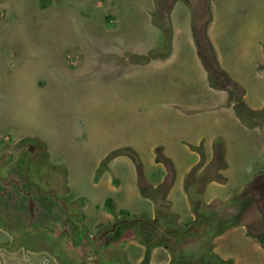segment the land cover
I'll use <instances>...</instances> for the list:
<instances>
[{
    "label": "rangeland",
    "instance_id": "374dc122",
    "mask_svg": "<svg viewBox=\"0 0 264 264\" xmlns=\"http://www.w3.org/2000/svg\"><path fill=\"white\" fill-rule=\"evenodd\" d=\"M260 41L264 0H0V161L34 154L43 184L58 189L90 230L132 219L123 210L165 228L152 230L150 251L136 236L141 234L129 232L116 249L117 264H178L183 257L192 262L213 245L216 228H195L201 238L193 248L185 229L209 222L208 203L231 194L245 178H264L257 174L264 168V144L234 119L224 125L232 186L217 197L212 187L204 198L200 189L225 164L219 142L214 148L167 147L177 129L172 114L201 117V110H187L198 102L180 98L208 89V100L198 105L209 109L202 111L207 121L215 90L228 95L226 105L242 121L263 124L264 98L253 109L246 100L249 87L236 72H247L249 64L263 74L264 53L260 62L242 55L246 47L258 51ZM225 44L228 51L220 55ZM249 187L243 192L254 191ZM258 199L246 197L251 210ZM249 206L224 219L255 221ZM37 227L42 230L0 225V264H83L56 236L59 223Z\"/></svg>",
    "mask_w": 264,
    "mask_h": 264
},
{
    "label": "crops",
    "instance_id": "0c3cea01",
    "mask_svg": "<svg viewBox=\"0 0 264 264\" xmlns=\"http://www.w3.org/2000/svg\"><path fill=\"white\" fill-rule=\"evenodd\" d=\"M217 7L218 4L216 5L215 9L213 8L214 37L216 30ZM258 46H259L258 51L255 50L253 52H250V48L247 50V47L246 48L243 47L246 52L242 51V55L247 58L248 62L250 58H252V60L257 62H260V59L263 58L262 53H264V41H260ZM223 48L225 50L218 48L220 51L219 52L220 55L223 52L226 53L228 51V46L226 44ZM225 53L224 56H226ZM254 55L256 56L254 57ZM234 67L233 70L236 71V66L234 65ZM244 67H247L246 68L247 72L245 70H240L236 72L238 75H240L239 78L244 77L245 80L244 83L249 87L248 88L249 91L247 92V97H246L247 103L250 104L253 107V109L260 108L261 106L260 100L262 103L264 98L263 97L264 71L262 72L263 74H259L256 71L258 68L257 65L251 66L252 67L251 70H249L250 68L249 64L244 65ZM252 79H253V83H254V79L257 80L256 83H254L255 87H253L252 84L250 85ZM207 90L202 92L204 95H196L195 91L194 94L190 93L189 95H184V96L181 95L180 98L181 100L186 101L187 99L188 102H192V103L198 102L193 109L187 108V110L194 112L201 110L199 112L201 113L200 115L201 117L196 119L190 118L186 120L183 119L181 120L182 113H180V111L179 113L172 114V118L175 125L177 126V129L171 130V132L173 131V133H171V135L169 134V136L167 135L168 139L166 138L168 141L167 147L178 146L180 148H183L184 146L187 149L189 148L190 145H194V146L199 145L203 147L205 146L206 148H212V147L214 148L215 142H219L217 144L219 148L218 156L221 160L224 161L225 164L224 167L218 171V178L213 177V180L207 186L204 185L200 189L199 195H203L204 198L206 196L207 190L210 188L212 189V187L216 191L214 194H216L217 197L218 196L217 193H224L223 191H221V189L227 188L228 185H231V178L233 176V174L231 173L233 171L231 166L232 159H228L226 153L228 147H227L224 125L228 124L230 120L234 119L235 120V121L233 120L234 124L237 123L244 129H246V131H248L250 136L254 138H255L254 136L255 133L256 139L260 142V145L264 144V123L260 125H255V124L250 125L242 121L237 116L234 108L232 106L226 105L228 95L224 93V91L213 90V115H212L213 118L207 121L205 119L204 113L202 115V111H208L209 109H203L198 107V105H204L205 101L208 100L209 92L207 93ZM185 103L186 102L182 104ZM206 104H208V102H206ZM198 115H199L198 113H195V115H188L187 117H197ZM179 116L181 118H179ZM220 154L222 156H220ZM258 169L259 171L257 172V174H261L264 176V168H258ZM255 176L257 177L258 175ZM223 178L225 179L224 181ZM251 180L252 177L245 178V182L237 184L238 187H235L234 191H232L231 194L225 195L224 197L220 198V200L215 199L213 200V202L211 201L210 203H208L210 204L211 207H213V217L209 220V222L203 224L202 226H199L194 223L185 229L183 234L186 237L185 240L188 242V244H190L188 246L189 248H193L191 246L192 244L194 245L197 242L196 238H201V236L196 237L195 233L199 231L195 230V228L202 229L213 226V229L216 228V231H214L213 233V239H212L213 245L211 244L209 247H207V249H205L202 254L195 255L194 256L195 258L192 259V262H188L189 259L183 257L182 263H178V264H224L220 262L217 263V259H219L220 261L222 260L231 261L232 264H264V240L263 243H261V241L258 239V236L261 235L262 233L264 236V212L259 213L260 210H258V208L260 206H253L251 210V205L249 206V204H246L248 202L246 201V197H249L254 194L256 196H259V194H261L258 188L255 189L253 185H256L264 181V178L261 179L259 182H257L258 180H255V182H253L254 184L251 182ZM247 185L250 186L249 188L253 189L254 191L247 192L246 190V192H243V189ZM232 198H234L233 204L230 203ZM200 203H201V199L198 203L199 207H200ZM248 206L250 208V210L248 211L249 212L252 211V213L254 214L255 221L249 219L250 223H247L246 220L237 224L234 223L229 224L228 219L226 220L224 219V214H230V215L232 214L235 217L239 209H242L243 211L245 209H248ZM199 213L202 215L206 214L205 212H202V210H199ZM257 214H259L260 217H258ZM193 233H194L193 235L194 239L191 240L188 234H193ZM166 249H168L167 246ZM213 254L217 257V259L216 258L214 259Z\"/></svg>",
    "mask_w": 264,
    "mask_h": 264
},
{
    "label": "flooded vegetation",
    "instance_id": "af4514ba",
    "mask_svg": "<svg viewBox=\"0 0 264 264\" xmlns=\"http://www.w3.org/2000/svg\"><path fill=\"white\" fill-rule=\"evenodd\" d=\"M35 164L32 153L29 155L14 153L0 161L1 226L9 230L38 231L42 230L41 227H37L41 221L44 224L59 223L56 236L66 241L69 249L77 253L83 264H117L116 249L121 240L128 237L129 232L141 234L136 236L144 245H148L147 241L153 240V237L150 240L151 221L142 217L133 219L140 225V229L137 227L140 232L131 228L125 231L122 237L120 224L125 220H118L109 225H96L95 230H90L58 189L43 184L38 172L34 170ZM163 231L164 227L159 233ZM165 246L168 247L167 244ZM147 248L150 251L149 246Z\"/></svg>",
    "mask_w": 264,
    "mask_h": 264
},
{
    "label": "trees",
    "instance_id": "16d2710c",
    "mask_svg": "<svg viewBox=\"0 0 264 264\" xmlns=\"http://www.w3.org/2000/svg\"><path fill=\"white\" fill-rule=\"evenodd\" d=\"M213 86H220L219 84H217L215 81H213ZM220 156H222L221 154H220ZM225 179L223 178V181H224ZM258 190H259V192L261 193V194H259V196H258V202H259V206L261 207V208H259L261 211H263L264 212V181H262V182H260V183H258ZM233 199V200H232ZM231 199V201H230V203L231 204H233V202H234V198H232ZM106 205L110 208V209H112V207H113V202H112V199L111 198H108L107 200H106ZM122 214L123 215H127L129 218H132V219H125V221H123V223H121L120 224V234H121V237L122 236H124V234H125V231H127V230H129V229H131V228H133L136 232H140L138 229H140L139 228V226L140 225H137V223L135 222V220H133L134 218H133V216H132V214L129 212V211H127V210H123L122 211ZM149 221H151V225H149V230H153L154 229V227H157V224H158V221L156 220V219H151V220H149ZM137 227H138V229H137ZM145 227V226H144ZM126 236V235H125ZM258 239L261 241V243H263V240H264V236H263V233L261 234V235H259L258 236ZM153 242H148V246L149 247H151V244H152ZM154 244H156L155 242H154ZM153 245V244H152ZM222 263H224V264H232V262L231 261H223L222 260ZM172 264V263H171Z\"/></svg>",
    "mask_w": 264,
    "mask_h": 264
},
{
    "label": "water",
    "instance_id": "95a60500",
    "mask_svg": "<svg viewBox=\"0 0 264 264\" xmlns=\"http://www.w3.org/2000/svg\"><path fill=\"white\" fill-rule=\"evenodd\" d=\"M35 149H36V146H35V145H33V144H30V145H29V150H30L31 152H34Z\"/></svg>",
    "mask_w": 264,
    "mask_h": 264
}]
</instances>
